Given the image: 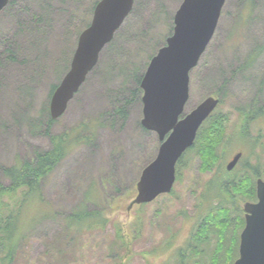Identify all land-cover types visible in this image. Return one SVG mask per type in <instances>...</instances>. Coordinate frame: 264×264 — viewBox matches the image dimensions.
I'll return each instance as SVG.
<instances>
[{
	"label": "rangeland",
	"instance_id": "374dc122",
	"mask_svg": "<svg viewBox=\"0 0 264 264\" xmlns=\"http://www.w3.org/2000/svg\"><path fill=\"white\" fill-rule=\"evenodd\" d=\"M98 1L11 0L0 12V182H8L2 166L51 146L45 131L51 90L69 70L79 35L91 22ZM182 1L135 0L66 112L52 125V132L62 133L87 123L92 128L87 132L95 137L73 147L42 181L41 201L27 208L29 222L13 264L210 263L216 252L213 235L209 243L207 239L205 245L198 244L205 246L203 258L191 257L192 248L178 249L211 210L203 202L212 197L218 164L230 159L233 145L229 152L228 146L218 147L222 162L219 158L209 171L201 169L193 146L177 164L170 193L128 209L143 169L161 146L158 134L141 123L143 90L137 91L136 77L145 73L173 33ZM262 46L264 0H226L215 35L190 74L185 113L208 96L219 97L216 110L234 145L241 140V115L260 116L256 106H264ZM254 54L258 55L250 63ZM122 108L124 117L118 114ZM246 130L255 138L264 135V118L249 121ZM245 147L252 164L264 162L262 147L255 145L252 152ZM236 170L231 174L238 180L243 172ZM82 210L102 212L104 223L73 222V213ZM173 235H178L176 241L167 246ZM230 238L224 235L226 249ZM223 261L220 255L218 264H227Z\"/></svg>",
	"mask_w": 264,
	"mask_h": 264
},
{
	"label": "water",
	"instance_id": "95a60500",
	"mask_svg": "<svg viewBox=\"0 0 264 264\" xmlns=\"http://www.w3.org/2000/svg\"><path fill=\"white\" fill-rule=\"evenodd\" d=\"M9 2L0 0V12ZM134 3L135 0L97 2L90 24L79 35L70 68L51 97L53 120L66 112L97 65L102 50L132 12ZM225 3L226 0H183L174 16L173 33L150 60L140 83L143 90L141 123L158 134L161 146L156 157L143 169L137 183L138 193L128 209L172 191L179 159L194 145L200 127L220 102V98L208 96L185 113L191 71L213 39ZM258 193L259 202L247 204L250 214L241 234L240 256L234 264H264V182L259 183Z\"/></svg>",
	"mask_w": 264,
	"mask_h": 264
},
{
	"label": "trees",
	"instance_id": "16d2710c",
	"mask_svg": "<svg viewBox=\"0 0 264 264\" xmlns=\"http://www.w3.org/2000/svg\"><path fill=\"white\" fill-rule=\"evenodd\" d=\"M264 49L262 46L259 50ZM250 57V63L258 54ZM248 63L247 65H249ZM143 75H138L137 91H141L140 83ZM58 85H53L51 93ZM256 108H261L256 106ZM251 111V110H250ZM249 113V112H248ZM118 114L125 116V109L118 110ZM247 114V113H246ZM56 122L49 115L46 120V133H48L51 146L46 150H36L33 157L24 158L11 166H2V174L8 182H0V264H13L18 252L19 244L24 234L27 220V208L41 200V183L49 176L58 164L70 153L73 147L85 142L86 138H94V132H87L92 128L87 123L66 130L62 133L52 132V125ZM226 129V122L215 110L199 129L194 149L201 160L203 171L212 170L219 162L217 152L218 143L221 140V132ZM88 133V134H85ZM192 148H190L191 150ZM181 163L182 161L179 160ZM178 162V163H179ZM30 209V208H29ZM102 212L82 210L73 213V222H82L95 219L102 225L104 220L100 217ZM206 240L210 242L212 236L209 231L215 222V212L210 210L206 215ZM91 223V222H90ZM215 251V250H214ZM216 250L209 264H218L220 255L223 263L233 264L237 257V247L226 252L222 249ZM225 252V253H224Z\"/></svg>",
	"mask_w": 264,
	"mask_h": 264
},
{
	"label": "flooded vegetation",
	"instance_id": "af4514ba",
	"mask_svg": "<svg viewBox=\"0 0 264 264\" xmlns=\"http://www.w3.org/2000/svg\"><path fill=\"white\" fill-rule=\"evenodd\" d=\"M259 110L260 116H252V114L241 115V123L238 126L242 129H238L239 133H241V138H239L241 140H238L240 142L237 141L235 145L233 143L234 140H231L234 138L232 135L227 136L228 133L225 132V130L221 132V140L218 143V147L221 146V144H223L222 146H225V148L228 146V152L230 145H233V148H235L232 152H229L230 159H228L226 163L218 164L221 166L216 171L218 172L216 177L212 179V181L215 180L212 191H210L212 192V197L207 196L203 202V205L207 208L209 207L211 210L213 209L215 212L214 225L209 229L211 234L215 236V249L220 250V252L222 249L229 252V249L233 246L234 248L237 247V257L234 259L233 264L240 256L241 234L247 225V216L250 214L246 209L247 204H256L259 202L258 187L259 183L264 182V162H260L257 165L252 164L249 161L250 153L245 147V145H249L251 152L255 149V145L264 149V135L260 134L255 138L250 135L249 130H246L249 121H259L264 118V106L259 108ZM223 137L225 138L224 142H222ZM222 159L223 157L220 158L221 162ZM234 160L236 162H234L233 167L229 168L230 163ZM236 169L243 172L238 180H236L237 174H231ZM212 181H210L208 185H205L207 189L210 188ZM232 183L238 185V187L234 190L225 188L227 185L228 187L231 186ZM212 199L214 200L213 206H211ZM206 223V218L203 221L201 220L196 231L187 235L185 242L179 245L180 248L178 250L186 251L189 248H192L194 254H192L191 257H194L196 254L197 257L202 256L203 258L205 246H199L198 244L205 245L206 243V228L202 227L205 226ZM178 235H180V233ZM178 235H173L168 240L167 246L174 244ZM224 235L231 236V246L228 249L222 246ZM183 254H185V252ZM193 261L199 263L197 260Z\"/></svg>",
	"mask_w": 264,
	"mask_h": 264
}]
</instances>
